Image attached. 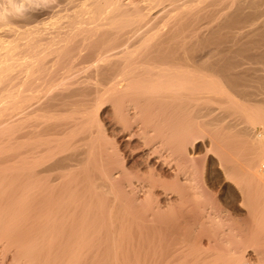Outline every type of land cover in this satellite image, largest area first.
Instances as JSON below:
<instances>
[{
	"label": "bare ground",
	"instance_id": "6f19581e",
	"mask_svg": "<svg viewBox=\"0 0 264 264\" xmlns=\"http://www.w3.org/2000/svg\"><path fill=\"white\" fill-rule=\"evenodd\" d=\"M41 2L0 11V264H264L187 154L264 199V0ZM187 200L199 247L149 232Z\"/></svg>",
	"mask_w": 264,
	"mask_h": 264
},
{
	"label": "rangeland",
	"instance_id": "374dc122",
	"mask_svg": "<svg viewBox=\"0 0 264 264\" xmlns=\"http://www.w3.org/2000/svg\"><path fill=\"white\" fill-rule=\"evenodd\" d=\"M15 1L17 2V4L15 3ZM39 2H40V5H39ZM12 3L16 4V5L14 4V6H17V7L20 6L18 8L19 9L21 8L23 14H24L23 10H25V13H26V12H29V11H34V10L36 11V10H38V9H40L42 7L41 0L40 1H37V0H14L13 1L12 0ZM8 5H9V9H10L11 8V6H10L11 4L10 3L8 4V0H6V1L5 0H0V7L2 6L0 8V11H2L3 13L8 11L9 10L7 8ZM3 6H5V7H3ZM5 9H7V10H5ZM3 10H5V11H3ZM21 10H19V11L16 10L18 12H15V14L16 13L19 14V12H20V16H21L22 15L21 14ZM10 13H11V16H12L13 14H12L11 11L6 12V14H8V15H10ZM14 17H15V15H14ZM263 107H264V104H263ZM100 116H103V114L100 113L99 117ZM239 117L241 118V116H239ZM228 120H229V118L225 119V121H228ZM233 122H235L234 119H233ZM237 122H238L237 126H240V125L243 124L242 122H239V121H237ZM262 128H263L262 124H259V125H256L253 128V130L258 132V131H261ZM198 136H199V133L194 134L191 137L190 142L188 143V146H187V154L189 153L188 155L194 161V162H192V164H194L195 167H196L195 169H196V173L198 175V178H199V175H201L200 178L202 177V174L204 175L203 179H204V182H205L204 184L206 186V189L208 191H210L209 193L211 195L213 194L214 198L215 197L217 198L218 202L220 201L219 205L221 204V206H222L221 209H223V208L225 209V211L223 209L224 213H226V215L229 213L228 216H230V215L232 216L231 218L233 220H230L229 222H232V221L233 222L230 223V224L236 223L235 225H237L239 223V221L241 220L239 224H243V225H241V227L243 226L244 229L241 232L239 231V233L241 235H244L243 232H245V229H248L247 228L248 226L250 227V225H249L250 222L249 221L252 219V215H250V212H252V213L254 212V215L256 217H258V218L260 217V213H261V215H262V213L264 215V210H263L264 199H259L258 196L250 195V193L248 194V192L242 193L243 192L242 191L240 193L239 189L236 187V184L235 185L234 184H232V185L226 184L224 182V176H223L222 172L218 169V167L220 166V162H221V157H219V153L217 151H214V152L210 151V152H208L210 154L207 153V155H206V149H208V146H210L209 141L206 138H204V139L201 138V141H199L200 138H198ZM231 139L235 140L234 137L231 138ZM114 140L117 141L118 138L114 137ZM204 149H205V151H204ZM242 198H243V200H242ZM258 199H259V201H257ZM260 200L262 201V203H260L261 202ZM243 202H245V203H243ZM183 203H184V205H182ZM183 203L179 204V205H181V209L183 207L182 211L180 210V207L178 206V203H176L177 206H175L176 208H175V211H173L174 213L172 215L163 214V215L159 216L158 218L156 217L157 221H155L156 218H153L155 222L151 221V224L153 222V225L154 224L155 225L154 226L152 225V227L149 225L148 230H149V232H151L150 230H152L151 234L155 233V236L158 235L157 237H159V235L163 236V238H165L167 236V238H166L167 240H169V241H171L173 243H177L179 245H182L183 248H188L191 245L199 247V234H198L199 233V214L193 215V213L191 211L187 212L188 211L187 209H185V211L183 213V210H184L185 207L187 208V206L190 205L191 208H192V204H193L191 200H187L186 202H183ZM255 204H256V207H255V211H254L252 207H254ZM261 204H263V206ZM261 208H262V210H261ZM177 209H179V211H177ZM189 210H190V208H189ZM180 211H181V213H180ZM185 212H186V215H185ZM235 212H237V213H235ZM178 213H180L181 218H180V216H178ZM189 213L192 214V215H190ZM233 213L236 214V215L234 216ZM256 213H258V214H256ZM187 214H188V216H187ZM182 215H183V220H182ZM241 215H242V218H241ZM244 215L245 216L247 215V216L245 217ZM189 216H191V217H189ZM193 216H195V217H193ZM248 218H249V220H248ZM158 219H159V221H158ZM189 219H190V221H189ZM185 220H186L185 223H187V224L184 223ZM236 220H237V222H236ZM172 223H173V225L174 224L175 225L174 226L171 225ZM182 224H184V225L182 226ZM191 225H192V227H191ZM235 225H233V226H235ZM185 226H187V227H185ZM188 227H191V228H188ZM157 228H158V230H157ZM193 229H194V231H193ZM153 230H154V232H153ZM159 231H160V233H159ZM247 231H246L245 234H247ZM188 232H190V233H188ZM182 233H183V235H181ZM196 233L198 235H196ZM195 235H196V238H194V240H195L194 241L192 236H195ZM183 236H184V238H182ZM159 238H162V237H159ZM171 238L175 239V240H177V238H179L180 240L183 239V241H181L182 244L180 243V241L175 242V240H172ZM232 238L234 240V237H232ZM232 238H231V240H232ZM184 239H185V242H184ZM233 240H232V242H236V241L239 240V238L235 239V241H233ZM183 243H184V245H183Z\"/></svg>",
	"mask_w": 264,
	"mask_h": 264
},
{
	"label": "built area",
	"instance_id": "2783aa9c",
	"mask_svg": "<svg viewBox=\"0 0 264 264\" xmlns=\"http://www.w3.org/2000/svg\"><path fill=\"white\" fill-rule=\"evenodd\" d=\"M261 169H262V174L264 175V164H262Z\"/></svg>",
	"mask_w": 264,
	"mask_h": 264
}]
</instances>
